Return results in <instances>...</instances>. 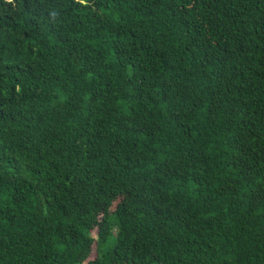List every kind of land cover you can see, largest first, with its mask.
I'll return each mask as SVG.
<instances>
[{
    "label": "trees",
    "instance_id": "trees-1",
    "mask_svg": "<svg viewBox=\"0 0 264 264\" xmlns=\"http://www.w3.org/2000/svg\"><path fill=\"white\" fill-rule=\"evenodd\" d=\"M0 264H264V0H0Z\"/></svg>",
    "mask_w": 264,
    "mask_h": 264
}]
</instances>
